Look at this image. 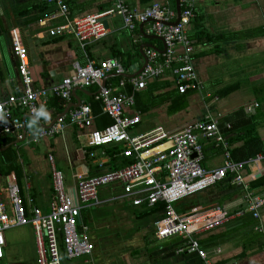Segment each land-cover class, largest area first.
I'll return each instance as SVG.
<instances>
[{
    "label": "crops",
    "instance_id": "0c3cea01",
    "mask_svg": "<svg viewBox=\"0 0 264 264\" xmlns=\"http://www.w3.org/2000/svg\"><path fill=\"white\" fill-rule=\"evenodd\" d=\"M124 1L131 9H144L154 2L163 0ZM65 2L69 6L72 18L107 11L115 5V0H65ZM57 13H59L57 6L46 0H0L1 98H6L12 93H20L23 89L22 77L18 71L19 61L12 47L14 29L19 31L28 50L34 86L39 88H48L71 74L75 63L85 65L90 59L117 57L129 65L133 72L145 62L140 52L142 45H151L144 46V52L148 48L159 51L164 49L161 39L151 37L152 35L147 33L149 23H138L130 31L125 28L120 15L110 13L107 15V35L100 41L88 45L84 51L71 34L59 37L50 35L49 30L52 27L64 22L61 16L53 17ZM42 21L44 23H41ZM187 33L194 41V63L201 83L200 90L189 91V94L197 97L196 104L193 106L195 102L193 104L188 102L198 112L199 117L187 116L169 128L162 124L144 122V116L159 115V111H164L162 106L170 104L168 99H162L160 95L176 90L171 75L150 80L146 89L135 94L136 104L130 110L140 111L142 117L140 126L145 131L158 125L170 131H177L205 116L214 117L226 144L219 145L213 140L202 141L203 152L206 149L203 166L208 169L221 167L225 159L224 153L228 151L231 158L237 161L238 157L246 156L256 148L260 149L261 152L238 161L256 159L246 166L244 175L250 190L255 195H264V0H196L195 17L187 26ZM114 77L118 76H109L107 81L116 83L117 81L112 80ZM96 90V86L77 89L76 94L66 102L64 110L68 103H76L77 98L81 102H90L95 115V127L104 128L112 120L106 117L101 107L96 104L93 97ZM149 95L159 98L158 103H149ZM50 99L46 103H40L42 113L39 118L37 116V119L41 120L40 127L55 122L57 116L64 111L56 115V109L50 106ZM186 99L188 100V97ZM242 109L243 113L240 111ZM180 111L178 112L184 110ZM227 116H232L235 120L240 119L237 120L239 123L241 120L244 121L240 130H237L239 134L232 132L229 135L230 141H227L221 127V121ZM242 117L245 120L241 119ZM32 124L30 120L28 138L23 140L29 144L34 143L31 138L33 133L38 131ZM225 125L227 129L231 128L229 122ZM250 141L254 143L252 148L247 144ZM46 142L47 171L42 183L38 178L39 172L32 175L26 170V167L31 165L26 162V158L34 148L20 145V141L13 143L17 147L20 145L18 148L21 150L23 192L17 182L21 192L24 196L30 195L44 212L50 210L53 196L48 153L52 152L55 155L57 165L63 171L68 186L74 185L73 176L76 173L95 171L92 161L85 157L81 149L82 144L77 138V129L74 126L68 127L62 134L49 137ZM4 148L7 149L8 146ZM67 170H70L69 174ZM13 175L16 174L12 172L3 177L0 169L2 200H8V178ZM201 191L202 197L194 198L190 202L185 201L186 198ZM201 191L181 199L174 203V206L180 213L218 204L228 210L227 222L198 235L202 247L208 251L215 264H264V206L260 209V216L254 217L252 211L247 209L243 187L234 184L230 175ZM108 195L106 189L101 191V204L107 202L111 207V214L106 211L101 220L95 222L96 211L86 212L91 218L90 236L95 242L94 226H97L107 233L105 244L103 242L102 245H97L95 242L96 248L91 257L72 260L65 257L62 264H87V260L89 264H203L194 253L179 251L184 246L181 236L163 240L155 237L154 220L159 216L143 219L138 216L142 213L141 208L123 200H111ZM129 206H133L132 209ZM85 211H82V216ZM259 225H262V230L257 229ZM5 237L4 256L0 259V264H39L31 226L8 229ZM73 260L76 261L72 263Z\"/></svg>",
    "mask_w": 264,
    "mask_h": 264
},
{
    "label": "built area",
    "instance_id": "2783aa9c",
    "mask_svg": "<svg viewBox=\"0 0 264 264\" xmlns=\"http://www.w3.org/2000/svg\"><path fill=\"white\" fill-rule=\"evenodd\" d=\"M46 1L58 8L59 13L53 17L64 19L63 23L49 30L50 35L71 34L84 51L88 45L107 35L108 29L102 18L110 13L120 15L125 28L130 31L138 23H149L147 33L162 38L165 50H145L147 63L140 73L132 77L124 75L135 71L132 72V68L117 57L90 59L85 65L75 63L71 74L50 87L39 88L34 86L28 50L20 33L17 29L12 31V47L19 61L23 89L6 98L0 97V139L6 136L27 139L26 127L31 119L28 115L39 116L42 113L40 103H46L52 97L70 101L76 87L96 86L93 97L100 102L102 112L112 122L104 128L95 127L91 103L81 102L55 122L33 133L31 141L38 142L74 126L84 155L89 153L88 149H94L89 154L97 172L76 173L74 185L68 186L55 155L48 153L53 185L48 212L38 207L30 195L22 194L14 175L8 178V200L0 199V259L4 256L5 232L16 226L32 227L39 264H62L60 240L67 259L91 257L95 243L91 239L89 225L82 221V211L100 205L101 191L110 188L107 197L127 201L135 207L151 208L163 202L164 214L154 220L155 237L163 240L181 236L184 246L180 252L194 253L203 264H215L202 247L198 235L227 222L228 210L218 204L180 213L174 203L230 175L234 184L243 187L247 209L254 217H259L264 195H255L244 175L246 166L256 159L234 161L228 151L224 153L221 167L208 169L203 166L201 142L213 140L219 145L226 144L214 117L205 116L177 131H170L162 125L145 131L140 128V111L130 110L136 104L135 94L146 89L152 79L171 75L180 94L201 89L194 63V41L187 33V26L195 17L196 0H180L181 17L176 24L172 22L178 17L177 11L170 0L154 2L144 9H131L124 0H115V5L107 11L76 18L70 17L65 0ZM110 74L121 79L116 83L106 80L103 85ZM129 87L130 92L127 90ZM110 147L118 149L114 156L133 159V162L122 168H109L112 155L107 148ZM257 229L262 230V225ZM86 262L89 264L88 260Z\"/></svg>",
    "mask_w": 264,
    "mask_h": 264
},
{
    "label": "trees",
    "instance_id": "16d2710c",
    "mask_svg": "<svg viewBox=\"0 0 264 264\" xmlns=\"http://www.w3.org/2000/svg\"><path fill=\"white\" fill-rule=\"evenodd\" d=\"M170 1L172 2L171 6L176 8L175 0H170ZM207 39L209 40L208 37H207ZM120 79H121L120 77H114L112 80L118 82ZM127 90L130 92L131 91L130 87L127 88ZM190 92L180 94L177 89L176 90L174 89L172 91H169L168 93H165V94L162 93V95H160V96L162 99L165 98V99H168L169 101L172 102L170 109H173L172 112H175L177 110L180 111L187 106V99L186 98ZM180 99H181V101H180ZM95 102L102 109L100 102L99 101H95ZM65 104H66V102L60 98L52 97L50 99V106H54V108L56 109V115L61 113L64 110ZM93 106H94V104H93ZM240 111L243 113V109ZM39 117L40 116H38V118ZM106 117L110 118L109 116H106ZM241 119H244V117H242ZM30 120L33 123L32 124L33 128H36L38 130L41 128L40 127L41 120L40 121L38 119H30ZM237 120H240V119H237ZM237 120H235L234 117H232V116H227V117H224L223 120L221 121V127L224 130L225 137H226L227 141H230L229 135L232 132H237V130H240V127L242 126V124L244 122L243 120H241L239 123ZM226 122H229L231 124L230 129L226 128V125H225ZM26 130L27 131L29 130V124L27 125ZM237 134H239V132H237ZM15 140H17V139L13 136H6V137H3L2 139H0V148L1 147L4 148V147L8 146V148L6 150L0 151V169H1V173H2L3 177H6L10 173L14 172V174H16V175H14L15 179L17 182H19L20 186L22 187V192H23V182H22V180H23V164L21 162V152H20L21 150L19 151V149H20V148H18L19 146L17 147L16 145L13 144L15 142ZM247 144H248V146H250L249 148H252L254 146L253 141H250ZM239 148H241V147H239ZM107 149H109V152L112 155V160L108 165L109 168H122V167H125V166H127L133 162V159H129V158H126L123 156H114L115 153L118 152L117 147H110ZM93 150L94 149H88V152L90 153ZM205 151H206V149H204V152ZM239 151H241V150H239ZM258 152H261V151H260V149L256 148L253 152H249L248 154H246V156L238 157L237 161L243 160V158L247 159L248 157H250V156H252ZM89 153H87V154L85 153V157H88L91 160ZM95 172H96V169H95V171H92L91 173L95 174ZM107 190L110 191L111 189L109 188ZM124 202H127V201H124ZM94 207H96V206H94ZM131 207H133V206H131ZM131 207L129 206L130 209H132ZM92 208L93 207H90V208L86 209V211L84 210L85 213L82 216V221L88 225H91V223H90L91 218L88 217L87 213ZM139 208L142 209V211H141L142 213L138 216L142 217L143 219L148 218V217L154 218V216L155 217H157V216L161 217L165 211V204L164 203H158L156 206L151 207V208L145 207V206L139 207ZM102 216L103 215H102V213H100V211L96 212L94 215V221L97 222V221L101 220ZM140 221H141V219H140ZM94 231H95L94 234H95V238H96L95 242L97 243V245L98 244L102 245L103 242L105 244V242H106L105 236H107L106 235L107 233H104L97 226H94ZM92 238L93 237H91V239ZM96 243H95V248H96ZM60 249H61L62 257L65 259L66 255H65L64 246H63L61 240H60Z\"/></svg>",
    "mask_w": 264,
    "mask_h": 264
},
{
    "label": "rangeland",
    "instance_id": "374dc122",
    "mask_svg": "<svg viewBox=\"0 0 264 264\" xmlns=\"http://www.w3.org/2000/svg\"><path fill=\"white\" fill-rule=\"evenodd\" d=\"M188 100H187V106L182 109L181 113L177 111L175 112H172L173 109H170L171 105H172V102L170 101V104H165L162 106L163 110L164 111H159V115H150V116H147L146 117L144 116V122L147 124V122H151L152 124L155 123V124H162L164 125L166 128H169L171 125L173 124H177L178 122H180L183 118L185 117H199V114H197L198 112H196L192 105L190 106V103H194L193 106L196 104V100H197V97H194L193 94H189L188 96ZM148 101L149 103H158L159 101V98H154L152 97L151 95L148 96ZM190 103H189V102ZM193 112V113H192ZM191 113V114H190ZM175 114H178V115H175ZM141 128V126H140ZM142 129V128H141ZM47 139L49 138H43L41 139L39 142H34V143H27L23 140H20V145H27L26 147H29V148H34L33 152H30L28 153V157L26 158L27 156V151H26V155H25V158H26V162L27 163H30V167H26V170H29V173H31L32 175H35L37 174L38 172L40 173V177L39 178V181L40 183H42L41 181L44 180V177H45V174H46V168H47V160H46V153H47V147L48 145L46 144L47 142ZM19 145V146H20ZM36 149V150H35ZM23 159V158H22ZM31 159V160H30ZM220 160H222V158H220ZM27 165V164H26ZM68 174L70 173V170H67ZM67 175V173H66ZM1 178V177H0ZM2 179V178H1ZM203 195V192H199L191 197H188L185 199V201L187 202H190L192 201L194 198H198V197H202ZM178 204V203H177ZM176 204V205H177ZM91 211H100V213H102V215L106 214V211L109 212V214H111V207L110 205L107 204V202L105 203H102L101 205L99 206H96V207H93L92 209H90ZM126 215V214H125ZM121 216H124V215H121ZM108 245L106 246V249H107ZM76 260H73V262H75Z\"/></svg>",
    "mask_w": 264,
    "mask_h": 264
},
{
    "label": "water",
    "instance_id": "95a60500",
    "mask_svg": "<svg viewBox=\"0 0 264 264\" xmlns=\"http://www.w3.org/2000/svg\"><path fill=\"white\" fill-rule=\"evenodd\" d=\"M176 11H177V16H178V17H177V19H176L175 21L172 22V24H176V23L179 22V20H180V17H181V4H180V0H176ZM107 17H108L107 15L104 16V17L102 18V20H103V22L105 23L106 27L108 28V18H107ZM141 25H144V24H141ZM151 37L159 38V39H161V40L163 41L162 38H160V37H158V36H156V35H152ZM144 46H151V45H149V44H144V45L141 46L140 52L142 53L143 57L145 58V62H144V64H143L138 70H136L135 72H133V73H131V74H125V75H124L125 77H132V76H134V75L140 73V72L143 70L144 66H145L146 63H147V57H146L145 52L143 51ZM164 50H165V46H164ZM112 75H115V74H110V75H108V76L104 79L103 85L106 84V80H107V78H108L109 76H112ZM77 89H82V90H83L84 88H81V87H76V88H74V89H73V94H76ZM80 104H81V101H80L79 98H77V102H76V103H75V102L68 103V105L66 106L65 110H64L61 114H59V115L57 116V118H58L59 116H62V115H64V114H66V113H67L72 107H78ZM28 116L31 117V118L37 119V117H32V116H30V115H28ZM57 118H56V119H57ZM19 141H20V140L17 139V140L15 141V143H18ZM5 149H6V148H0V151H3V150H5Z\"/></svg>",
    "mask_w": 264,
    "mask_h": 264
}]
</instances>
